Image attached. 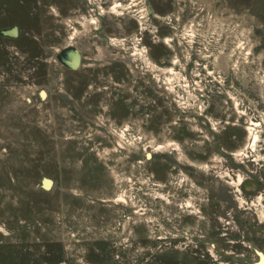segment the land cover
Here are the masks:
<instances>
[{"label": "rangeland", "instance_id": "rangeland-1", "mask_svg": "<svg viewBox=\"0 0 264 264\" xmlns=\"http://www.w3.org/2000/svg\"><path fill=\"white\" fill-rule=\"evenodd\" d=\"M12 25L0 264H264V0H0Z\"/></svg>", "mask_w": 264, "mask_h": 264}, {"label": "water", "instance_id": "water-1", "mask_svg": "<svg viewBox=\"0 0 264 264\" xmlns=\"http://www.w3.org/2000/svg\"><path fill=\"white\" fill-rule=\"evenodd\" d=\"M0 34L3 36L15 37L18 35V26L12 25L8 28L0 29ZM67 56H68V58L65 60V63L72 69L77 68L79 66L80 60H81V54H80L79 50L76 48L72 49L68 52ZM42 183H43L44 188H49L52 181L48 178H44ZM258 254H259L260 260H261L262 254L260 252ZM260 263H261V261H260Z\"/></svg>", "mask_w": 264, "mask_h": 264}, {"label": "bare ground", "instance_id": "bare-ground-1", "mask_svg": "<svg viewBox=\"0 0 264 264\" xmlns=\"http://www.w3.org/2000/svg\"><path fill=\"white\" fill-rule=\"evenodd\" d=\"M263 263H264V261H263Z\"/></svg>", "mask_w": 264, "mask_h": 264}]
</instances>
